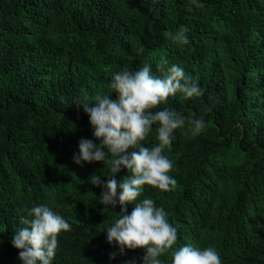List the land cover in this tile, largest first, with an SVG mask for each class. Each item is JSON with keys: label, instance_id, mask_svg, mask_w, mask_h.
Instances as JSON below:
<instances>
[{"label": "trees", "instance_id": "1", "mask_svg": "<svg viewBox=\"0 0 264 264\" xmlns=\"http://www.w3.org/2000/svg\"><path fill=\"white\" fill-rule=\"evenodd\" d=\"M187 5L0 0V264H21L11 234L23 226L26 209L39 204L72 225L58 236L53 264H140L143 249L120 255L101 231L119 206L103 213L96 203L101 189L89 178L107 175V168L73 162L78 140L94 139L76 104L108 93L112 73L123 65L135 69L147 61L160 75L156 65L164 58L204 89L200 98L178 93L165 106L186 117L203 115L206 127L196 137L187 122L175 130L166 154L176 187L146 186L143 197L164 207L177 228L176 247H214L222 264H264V0ZM181 27L189 45L168 36ZM145 143H156L155 125ZM126 175L122 169L117 179ZM162 259L171 264L170 256Z\"/></svg>", "mask_w": 264, "mask_h": 264}, {"label": "clouds", "instance_id": "2", "mask_svg": "<svg viewBox=\"0 0 264 264\" xmlns=\"http://www.w3.org/2000/svg\"><path fill=\"white\" fill-rule=\"evenodd\" d=\"M187 6L189 10L199 7V0H188ZM168 36L179 45L190 44L183 27ZM144 51L141 47L137 55ZM156 71L160 75L154 74L147 61L135 69L123 65L112 73L108 93L98 92L90 100L76 104L89 117L94 139L78 140L73 162L81 167L102 162L103 168H107V175L97 172L90 176L89 182L101 189L99 196H95L96 203L103 205V213L119 206L113 221L101 231L120 255L125 254V249L140 248L143 249L140 264H168L167 259H162L168 256L171 264H222L214 247L201 248L192 243L176 247L177 228L169 222L164 207L158 206L153 198L143 197L146 186L163 192L176 187L177 181L170 175L174 162L166 154L171 152L175 130L187 122L191 136L196 137L206 127L203 115L186 117L165 106L169 97L178 93L185 99L202 97L204 89L199 82L184 67L169 64L166 58L157 62ZM153 125L156 143L149 147L145 142L153 132ZM122 169L128 175L118 180ZM128 205H133L131 212ZM20 224L23 226L11 234V245L19 250L21 264H53L58 236L72 229L64 216L47 204L26 209ZM116 255L110 253L109 260ZM123 264L137 262L132 259Z\"/></svg>", "mask_w": 264, "mask_h": 264}]
</instances>
